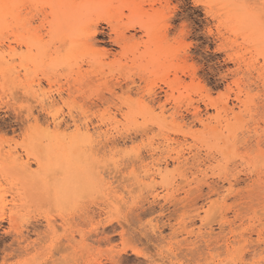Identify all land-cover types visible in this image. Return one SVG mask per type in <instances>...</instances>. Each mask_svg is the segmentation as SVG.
<instances>
[{
  "label": "rangeland",
  "instance_id": "obj_1",
  "mask_svg": "<svg viewBox=\"0 0 264 264\" xmlns=\"http://www.w3.org/2000/svg\"><path fill=\"white\" fill-rule=\"evenodd\" d=\"M0 264H264V0H0Z\"/></svg>",
  "mask_w": 264,
  "mask_h": 264
}]
</instances>
